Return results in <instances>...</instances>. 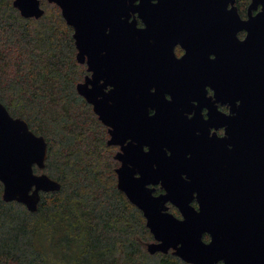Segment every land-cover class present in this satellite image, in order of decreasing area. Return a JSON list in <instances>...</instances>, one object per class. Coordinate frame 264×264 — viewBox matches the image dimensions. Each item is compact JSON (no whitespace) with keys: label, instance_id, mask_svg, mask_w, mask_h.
<instances>
[{"label":"water","instance_id":"1","mask_svg":"<svg viewBox=\"0 0 264 264\" xmlns=\"http://www.w3.org/2000/svg\"><path fill=\"white\" fill-rule=\"evenodd\" d=\"M111 1L47 0L73 29L74 61L92 71L73 88L108 126L105 143L129 138L112 156L121 162L114 184L144 218L152 238L145 251L169 250L186 264H264V0H251L250 7H261L246 21L233 6L226 9L234 0H139L135 8L128 4L134 0H123L118 12ZM12 3L23 18L44 14L40 0ZM135 11L143 28L127 21ZM242 30L246 35L237 40ZM175 44L184 50L178 59ZM172 84L175 94L162 98ZM206 86L209 97H203ZM194 99L196 108H207L204 121L195 111L188 119L179 112ZM236 99L230 114L212 104ZM209 125H224L223 136H207ZM46 156L45 136L0 101L2 201L35 211L41 192L59 190L60 182L33 171L44 168ZM156 182L164 192L152 195L146 185Z\"/></svg>","mask_w":264,"mask_h":264},{"label":"trees","instance_id":"2","mask_svg":"<svg viewBox=\"0 0 264 264\" xmlns=\"http://www.w3.org/2000/svg\"><path fill=\"white\" fill-rule=\"evenodd\" d=\"M12 1L0 0V101L45 136V166L33 171L47 173L60 188L41 192L29 211L2 201L0 182V264H186L169 251H145L152 238L141 212L116 188L113 164L104 171L88 151L74 153L69 112L88 106L73 88L83 66L73 60L71 29L58 12L23 18ZM92 121L91 128L99 126ZM94 132L90 138L104 150Z\"/></svg>","mask_w":264,"mask_h":264},{"label":"flooded vegetation","instance_id":"3","mask_svg":"<svg viewBox=\"0 0 264 264\" xmlns=\"http://www.w3.org/2000/svg\"><path fill=\"white\" fill-rule=\"evenodd\" d=\"M47 1V0H46ZM114 1V0H113ZM138 1L139 0H134V1H132V2H130V3H128L129 5H130V7L131 8H135V6L136 5H138L137 3H138ZM155 1L156 0H151V1H149L151 4H155ZM121 2H123V0H116V2L114 3V2H112L111 1V6L112 7H114L113 5H115L116 4V7L117 8H115V9H117L116 11L118 12V7H119V10L121 9V7H122V4H121ZM48 3V2H47ZM114 3V4H113ZM126 4H127V2H125ZM49 4H53V3H49ZM40 5H41V1H40ZM39 5V6H40ZM250 5H251V0H234L233 1V3L230 5V4H227V6H226V9H230L231 8V6H233V8L235 9V13L237 14V16H238V18H239V20L240 21H246V19L248 18H252L253 16H255L256 14H257V12L260 10V7H261V4H257L254 8H252V7H250ZM54 6V5H53ZM128 6V5H127ZM41 7V6H40ZM55 7V6H54ZM42 9H43V7H41ZM57 8V7H56ZM58 9V8H57ZM44 10V9H43ZM58 11H59V9H58ZM123 14V13H122ZM59 15H60V11H59ZM128 22H130V21H133L134 22V25H135V28L137 27V29H140V28H143V23H142V21L136 16L137 15V12L135 11V12H128ZM118 16V15H117ZM61 17V16H60ZM119 19H122V16H119L118 17ZM67 25V24H66ZM69 27V26H68ZM70 29H71V31H70V34L73 32V29L71 28V27H69ZM108 30H106V31H104L105 33H108L107 32ZM72 35V34H71ZM245 35H246V32L245 31H238L237 33H236V38H237V40H241V39H243L244 37H245ZM72 38V37H71ZM73 41V40H72ZM74 45V44H73ZM73 45H72V48H73ZM171 52H172V57H174V59H178L181 55H183L184 54V50L180 47V45L179 44H175L173 47H172V49H171ZM75 53H76V51H75V48H74V56H75ZM75 59V58H74ZM73 59V60H74ZM85 60V59H84ZM76 62V61H75ZM77 63V62H76ZM78 64V63H77ZM78 65H80V66H83V72H82V79H81V81L80 82H82V80L84 79V78H87V79H91V73H92V71L90 70V71H88V67H87V65H86V63H85V61L82 63V64H78ZM171 76V75H170ZM100 82H102L101 80L99 81V83ZM79 83V82H78ZM171 83V82H170ZM88 86V85H87ZM103 89H104V91H107L108 89H109V85L107 84V85H105L104 87H102ZM152 91H154V89H153V86L150 88V90H149V92L150 93H152ZM175 94V85H173L172 84V86L171 85H169V87L168 88H166L165 90H163V92H162V98H164V99H169V96H171V95H174ZM211 94H212V90L209 88V86H206L205 87V92H204V95H203V97H209V96H211ZM160 96V95H159ZM81 97V96H80ZM82 98V97H81ZM83 99V101H84V98H82ZM210 100H213V98L211 97V99ZM209 100V101H210ZM145 101H146V103L148 102V101H150L148 98H146L145 99ZM85 102V101H84ZM86 103V105L88 106V109H89V111H91L92 112V114L94 115V112L92 111V107H91V104L90 103H87V102H85ZM238 104L239 103V101L236 99L235 101H233L232 102V104H230V103H227V102H219V101H214V102H212V104H213V106L215 107V110L216 111H218V112H220V113H224V114H230V108L234 105L235 106V104ZM196 105H197V101H196V99H194V100H190L189 102H188V105H187V107L186 106H183L182 108H180V110H179V112H181L182 114H183V116H185V118L186 119H188V118H190L191 116H193V114H194V111L198 114V116H199V119L201 120V121H204L206 118H207V115H206V113H207V111H206V106H205V104L203 105L202 104V106H199V108H196ZM145 109H146V111H145V114H147V115H151V113L153 112V110L155 109V106H154V103H153V100H152V103L151 102H149L148 104H146L145 105ZM95 116V115H94ZM96 119H97V116H96ZM98 121H99V123H100V125H102V129L104 130V133L106 134V137H105V139L103 140V143L106 145V146H114L115 147V151L113 152V153H116V152H118V151H120V146H124V145H126L127 144V142L129 143L130 141H129V138H125L124 140H121V143H119V144H109V145H107L106 143H105V141L109 138V133H108V126L107 125H105V124H103L99 119H97ZM213 134V135H212ZM223 134H224V125H216L215 127L214 126H210L209 125V128H208V131H207V136H214V137H216V138H218V137H221V136H223ZM133 142V141H132ZM142 146V150L143 151H146L147 150V146L146 145H141ZM228 149L231 147L230 145H227L226 146ZM166 152L165 153H167L168 151L167 150H165ZM113 156V154L111 155V157ZM114 160H115V163H116V165L112 168V170L115 168V167H118L120 164H121V162L120 161H118V160H116L114 157H112ZM129 167H130V165H129ZM115 172V171H114ZM134 176H137V172H134ZM181 176L182 177H185V175H184V173L183 174H181ZM239 181H241L240 179H239ZM239 181L237 182L238 184H239ZM234 182V181H233ZM249 183H251V181H248ZM235 183V182H234ZM148 188H150L151 189V194L152 195H156V193L157 194H159V193H163L164 191H163V188L161 187V185H160V183L159 182H156V183H154V184H147L146 185ZM254 186H256V182H254ZM194 209L196 208V206H197V204H196V201H195V199L193 198L191 201H190V203H189ZM165 205H166V211L167 212H169V213H172V215L173 216H175L176 218H181V215H180V213H179V211L174 207V205H172L171 204V202L169 203V202H165ZM201 239L204 241V242H207L208 241V239H209V236H207V234L206 233H201ZM167 251H169V250H167ZM170 252V251H169ZM217 264H219L218 262H217Z\"/></svg>","mask_w":264,"mask_h":264},{"label":"rangeland","instance_id":"4","mask_svg":"<svg viewBox=\"0 0 264 264\" xmlns=\"http://www.w3.org/2000/svg\"><path fill=\"white\" fill-rule=\"evenodd\" d=\"M41 1V7H43V9L46 11V14H49L48 17H54L56 18L55 14L59 11L58 9L55 7L53 8V4H49L47 3L46 0H40ZM53 9L54 12H51V10ZM55 9V10H54ZM82 70V68H78V70ZM69 117L71 115L72 117V122H70V126H72L71 131H73V136L75 138V141L72 143L73 145V150L74 153L77 152V154H80L82 152V154L88 151L89 155L91 154V156L88 158V160H90L93 163V159H96V165L99 164V167H101V170L105 171V168L108 167V165H112L113 167L116 165L115 161H113L114 159L111 157V155L113 154V152L115 151V147L113 146H105L104 150L100 149V147L94 143L93 141V131L94 135L96 136V133L98 132L97 128L100 129L101 133H100V137H102L103 139H105L106 134L104 133V130L102 129V125H100L99 121L96 119V116H94L92 114L91 111H89L88 108H80V107H75L70 109L69 112ZM89 116L91 118H89ZM70 117V118H71ZM97 121L99 123V126H95L92 127L94 125L93 121L94 120ZM73 123V124H72ZM97 127V128H96ZM71 128V127H70ZM88 130V133H85V130ZM102 135V136H101ZM90 136H92L93 138H90ZM93 141V142H92ZM71 146V147H72ZM71 147H68L67 150H71ZM79 149L81 150V152L79 151ZM98 153V154H96ZM94 165V164H93ZM40 170H37L35 173H38Z\"/></svg>","mask_w":264,"mask_h":264}]
</instances>
